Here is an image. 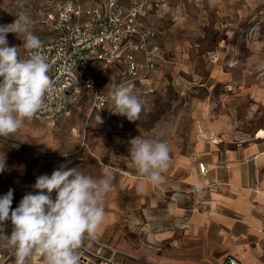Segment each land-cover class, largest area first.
Returning a JSON list of instances; mask_svg holds the SVG:
<instances>
[{"label": "rangeland", "instance_id": "1", "mask_svg": "<svg viewBox=\"0 0 264 264\" xmlns=\"http://www.w3.org/2000/svg\"><path fill=\"white\" fill-rule=\"evenodd\" d=\"M58 1L68 0H0V26L13 23L24 12L34 21V35L41 42L50 41L53 32L46 15ZM72 1L104 5L109 0ZM118 3L124 11L138 9L139 27L155 32L149 44L156 70L135 75L125 60L108 68L98 66L92 74L109 97L105 106L94 107L92 92L82 84L69 115L47 120L35 114L16 133L0 136V157L6 158L0 196L13 189L15 209L25 194H35L32 186L38 176L77 168L99 179L111 171L113 191L107 194L105 219L95 239L128 255L118 257L119 264H164L167 248L172 253L193 249L177 218L166 222L165 208L183 205L202 211V202L189 193L192 188L179 185L196 173L199 149L223 136L253 132L264 115V104L258 102L264 95V0ZM7 40L9 47L19 48L21 59L28 57L22 39L8 33ZM138 58L144 63L146 57L139 53ZM121 85L131 87L142 102L136 121L112 111L110 92ZM138 136L162 138L170 148L172 162L158 185L149 183L125 159L131 139ZM51 195L54 200L55 191ZM11 228L6 222V234ZM170 230L177 240L174 244L157 239ZM82 245L97 257L111 255L94 240L85 239ZM0 254L4 255L0 264H15L11 250L0 248ZM221 263L207 259L204 264ZM32 264H44L43 257L34 255Z\"/></svg>", "mask_w": 264, "mask_h": 264}, {"label": "clouds", "instance_id": "2", "mask_svg": "<svg viewBox=\"0 0 264 264\" xmlns=\"http://www.w3.org/2000/svg\"><path fill=\"white\" fill-rule=\"evenodd\" d=\"M34 21L21 12L13 23L0 26V136L19 131L38 112L48 110L54 95H61L49 76L51 64L40 51L42 43L33 33ZM24 41L30 54L20 58L19 48L8 46L7 34ZM113 112L136 121L142 102L128 86L110 92ZM99 118V117H98ZM163 136V133L160 134ZM5 156L0 157V172L5 171ZM130 166L148 182L158 185L171 165L170 148L162 138L131 139ZM35 194L23 196L12 209L13 189L0 196V248L15 255V264H32L40 254L44 264H80L79 249L85 239H95L105 219L104 203L113 191V174L96 179L77 168L41 175L32 186ZM56 197L53 200L52 193ZM12 228L6 234V222Z\"/></svg>", "mask_w": 264, "mask_h": 264}, {"label": "crops", "instance_id": "3", "mask_svg": "<svg viewBox=\"0 0 264 264\" xmlns=\"http://www.w3.org/2000/svg\"><path fill=\"white\" fill-rule=\"evenodd\" d=\"M260 98L264 104V95ZM256 127L243 137L223 136L199 149V161L206 163L209 173L202 175L197 169L179 185L193 189L189 193L202 202V211L183 205L165 208L166 222L177 218L193 249L172 253L167 248L164 264H204L207 259L221 263L231 255L241 264H264V136H260L264 115ZM157 239L167 244L177 241L171 230Z\"/></svg>", "mask_w": 264, "mask_h": 264}, {"label": "built area", "instance_id": "4", "mask_svg": "<svg viewBox=\"0 0 264 264\" xmlns=\"http://www.w3.org/2000/svg\"><path fill=\"white\" fill-rule=\"evenodd\" d=\"M140 12L136 8L122 10L118 0H109L104 5L85 4L79 1H58L47 11L46 22L53 32L50 41L41 42V53L48 58L51 70L48 73L61 95H54L48 110L36 116L58 120L71 113V105L84 84L92 92L94 107L101 108L109 97L99 89L92 71L98 66L108 68L125 60L132 73L156 70L153 51L149 41L156 37L153 30L139 27ZM146 58L141 63L138 54ZM28 52V56H29ZM78 92V93H77ZM199 172L207 175L204 162L198 164ZM94 240L110 251L107 258L92 254L81 245L80 261L83 264H119L118 257H128L122 251ZM40 255V254H39ZM4 255L0 254V260ZM222 264H241L235 256H228Z\"/></svg>", "mask_w": 264, "mask_h": 264}]
</instances>
